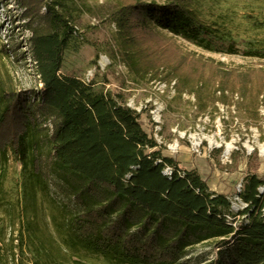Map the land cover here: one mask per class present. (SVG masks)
I'll return each mask as SVG.
<instances>
[{
  "label": "trees",
  "instance_id": "obj_1",
  "mask_svg": "<svg viewBox=\"0 0 264 264\" xmlns=\"http://www.w3.org/2000/svg\"><path fill=\"white\" fill-rule=\"evenodd\" d=\"M17 6L19 26L30 31L21 53L25 60L29 56L41 87L15 90L1 83L0 156L7 163L11 153L24 169L23 199L35 198L38 188L53 196L50 187L56 184L62 198L53 199L62 216L55 221L67 236L66 251L95 254L110 264H190V249L207 242L215 255L202 264H264V175H245L239 195L246 207L231 211L227 195L210 191L197 168H184L162 151L124 92L98 89L63 72L66 52L83 43L76 0H17ZM111 20L119 28L125 64L136 74L153 71L156 78L165 66L144 44L157 40L158 30L210 50L219 38L214 26L197 18L193 0H120ZM9 37L6 54L15 57L17 44ZM228 50L237 51L232 44ZM247 53L264 57L259 50ZM178 65L172 72L180 91L206 100L202 70L182 73ZM234 73L237 81L233 71L212 74L222 102L228 91L243 98L251 88V73ZM260 77L246 109L256 116L264 100ZM193 80L196 87L189 86ZM1 186L0 180V193ZM226 213H233L232 220Z\"/></svg>",
  "mask_w": 264,
  "mask_h": 264
},
{
  "label": "rangeland",
  "instance_id": "obj_2",
  "mask_svg": "<svg viewBox=\"0 0 264 264\" xmlns=\"http://www.w3.org/2000/svg\"><path fill=\"white\" fill-rule=\"evenodd\" d=\"M76 1L81 12L78 26L83 43L78 50L66 52L63 72L92 81L98 89L124 92L127 103L131 102L133 108L141 112V123L150 133L154 130L150 108L154 101L159 102L162 151L175 156L184 168H197L207 179L210 191L224 193L231 205L237 202L238 207H232L231 211L243 210L245 202L237 191L239 187L243 188L245 175H264V155L260 148V144H264V100L259 102L257 116L246 110L252 107L253 95L257 93L260 76L264 74V57L247 53L264 52V0H193L197 18L216 28L218 42L210 50L167 30H158L157 40H148L144 44L149 52L158 54L159 63L165 66L159 68L161 77L157 78L153 71L136 74L121 58L119 28L111 20V12L120 0ZM19 15L17 0H0V28L3 32L0 37V87L3 83L15 90L40 88L29 56L25 60L21 53L27 49L30 31L19 26L23 23ZM10 34L14 35L17 44L16 53H13L15 57L6 54L12 40ZM229 44L237 51L228 50ZM175 64H179L182 73L202 70V79L207 85L206 100L199 102L194 93L180 91L179 80L172 72ZM216 69L233 71L232 78L234 72L251 73L247 97L242 98L240 92L228 91L227 101L222 102L215 87L219 82L212 77ZM234 81L237 80L234 78ZM196 84L193 80L189 86L196 87ZM191 134L202 138L206 135L217 137L223 145L211 150L204 138L202 153L197 155L192 150ZM0 139H3L2 135ZM176 139L179 140L178 150L171 151L169 144ZM230 141L234 148L226 158L224 147ZM9 155L7 163L0 156V264H110L95 254L66 251L67 236L55 221L61 218L62 211L53 199L54 196L61 200L62 194L56 184L51 183L53 196L38 188L35 198L23 199L26 173L13 155ZM21 206L25 208L23 216ZM232 214L226 213L229 220H232ZM214 255L212 243L206 242L192 247L188 258L190 264H202L200 262Z\"/></svg>",
  "mask_w": 264,
  "mask_h": 264
},
{
  "label": "built area",
  "instance_id": "obj_3",
  "mask_svg": "<svg viewBox=\"0 0 264 264\" xmlns=\"http://www.w3.org/2000/svg\"><path fill=\"white\" fill-rule=\"evenodd\" d=\"M89 81V80H88ZM164 84L163 85H161V87H163L162 88V90L164 89ZM128 104V106H131V107H133L132 105H131V102H129V103H127ZM154 106L152 107V108H150L151 110H150V112H151V116H152V123H154V130H153V136L156 138V140L158 141V143H161L162 142V137H161V135H160V131H161V129H162V123H161V118H162V113H161V111H162V109H161V105H160V103L159 102H157V101H154ZM193 134H191L190 136L192 137V150H194V152L197 154V155H200L201 153H202V150H201V146H202V144H203V141H204V138L208 141V143H209V148L211 149V150H213L214 148H216V147H219V146H222L223 145V143L221 142L220 143V145L219 146H215V145H211L210 144V141H209V139L205 136V137H198V136H196L195 134V137H193L192 136ZM217 138V137H216ZM218 139V138H217ZM198 141V142H197ZM226 144V143H225ZM178 147H179V140L178 139H176L173 143H171V144H169V148H170V150L171 151H176V150H178ZM232 152V151H231ZM230 152V153H231ZM224 156L227 158V157H229V155L230 154H225V151H224ZM165 173H171V168L170 167H167L166 169H165ZM259 190L260 191H264V185L263 186H260V188H259ZM238 196H239V193L241 192V187H239L238 188ZM238 199H239V197H237ZM234 204H236L237 206H238V204H237V202H232V205L231 206H233V208H237V207H235L234 206ZM246 204L247 203H245V204H243L244 206H246Z\"/></svg>",
  "mask_w": 264,
  "mask_h": 264
},
{
  "label": "bare ground",
  "instance_id": "obj_4",
  "mask_svg": "<svg viewBox=\"0 0 264 264\" xmlns=\"http://www.w3.org/2000/svg\"><path fill=\"white\" fill-rule=\"evenodd\" d=\"M192 136L195 137L194 134H193ZM206 137L209 139L211 145H215V146L217 145V146H219L220 143H221V142L219 141V139L215 138L214 136H207V135H206ZM197 142H198V141H197ZM233 148H234V144L232 143V141H230V142H226L225 147H224V149H225V154H226V155H227V154H230V152L233 150ZM260 148H261V154L264 155V144H260ZM248 149H251V147L248 146ZM234 206H235V207H238L236 204H234Z\"/></svg>",
  "mask_w": 264,
  "mask_h": 264
}]
</instances>
